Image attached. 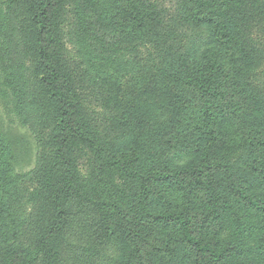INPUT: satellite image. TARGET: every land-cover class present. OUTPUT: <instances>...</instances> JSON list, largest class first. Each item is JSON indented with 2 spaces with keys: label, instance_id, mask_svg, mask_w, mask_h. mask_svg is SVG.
Segmentation results:
<instances>
[{
  "label": "rangeland",
  "instance_id": "obj_1",
  "mask_svg": "<svg viewBox=\"0 0 264 264\" xmlns=\"http://www.w3.org/2000/svg\"><path fill=\"white\" fill-rule=\"evenodd\" d=\"M37 1L0 0V134L17 174L0 184V264H264V137L254 119L264 0H223L244 44L202 50L215 99L188 82L191 0ZM205 110L214 153L198 164L179 153L167 171L162 153ZM60 141L72 148L65 160ZM66 163L75 180L63 221L50 191ZM160 172L170 181L154 186ZM139 193L157 196L154 211L140 209ZM200 227L202 244L226 238L213 254L195 247Z\"/></svg>",
  "mask_w": 264,
  "mask_h": 264
},
{
  "label": "trees",
  "instance_id": "obj_2",
  "mask_svg": "<svg viewBox=\"0 0 264 264\" xmlns=\"http://www.w3.org/2000/svg\"><path fill=\"white\" fill-rule=\"evenodd\" d=\"M49 0H39L37 1L36 5L39 7L46 6ZM193 3V8L195 9V13H191V18L189 19L191 32L189 37H191L192 46H191V53L194 58V63L196 64L195 67L186 68L191 73H188L189 80L188 82L191 84V87L195 91H200L204 94V98L206 99H215L217 97V93L214 95L211 94L210 88L212 87V77L210 73V65L203 64L204 55L205 53L202 52L204 47H207L210 44L213 46L223 47L226 44L238 43L239 46H243V42L240 38V31L238 30L237 23H235L234 13L228 5L221 0L219 3L212 0H191ZM217 5V6H216ZM217 7V8H214ZM41 26L44 25L43 21H39ZM239 39V40H238ZM199 59V60H198ZM210 62V61H208ZM203 64V65H202ZM49 94H57L54 90L53 84L50 83L49 87ZM57 97L60 99L62 98L61 94H57ZM258 101L257 104V115H254L259 120V126L262 128L263 132L258 136V138L264 137V82L261 84L260 89L257 91ZM205 99V100H206ZM208 102V101H207ZM203 106H207L208 108L212 109L214 103L211 101ZM222 110V107H220ZM205 110L203 115H200V123L199 126L195 128L194 131L191 132L189 137L186 140H181L180 142H176L174 145L169 146V150H167L165 156L166 165L165 168L167 171H172L175 168H178L180 165H176L178 161L181 162V157L178 155H184L188 157L189 160L195 162H199L200 160H206L214 153L215 150H212L210 143L208 142V134L211 131L210 123L208 125L209 117L206 115ZM205 126H202V125ZM63 128H70L69 126H64ZM255 138V144H260L261 141H258L257 136H252ZM68 139V138H66ZM63 141V140H62ZM60 141L57 145V149L55 155L57 157H61L65 160L67 158L69 152H72V148L70 146L67 147V143L63 144ZM253 141V143H254ZM218 149H216L217 152ZM164 158V159H165ZM13 151L10 147L6 138L0 134V184L4 183L5 187H8L9 183L6 185V180H10V183L13 184L14 180L17 178V174L12 172V165H13ZM179 162V163H180ZM66 169L64 173L60 175V178L55 186L50 191V198L53 200L55 209H57L58 213L62 216L63 221L66 220V211L65 207L62 203V199L64 198L67 201V196L71 198V193L69 189H72L74 186V178H75V168H73L69 163H66ZM168 173V172H167ZM139 182L141 178V174L138 175ZM170 179L166 173H159V179L154 177L152 183H155L154 186L157 185H166L168 184ZM74 199V197L72 196ZM157 196L145 195L139 193V203L138 206L141 210L146 211L149 214L150 211H154L155 208L158 206L156 203L158 202ZM3 203L0 204V239L3 240L6 238V233H4V228L8 227V223L4 222L5 219V208H3ZM107 206L113 209V213L118 215L120 218H124L127 221H131L132 217L129 213H125L123 209L117 205H114L110 202H107ZM90 213V212H89ZM223 213V212H222ZM77 215H83L82 213H77ZM147 215L140 216L141 220H143ZM61 219V220H62ZM261 227L260 230H264V215L261 217ZM113 229V232L117 231V228ZM216 231V230H215ZM260 231V232H261ZM49 232V231H48ZM207 233V228L200 227L193 230V240L195 247L199 248V250H206L210 253H214V249H218L222 243L226 240V238L222 239V237H218V240L215 243L206 242L202 244L201 240H209L208 238L205 239V235ZM243 237V236H242ZM123 238V237H122ZM200 239V240H199ZM120 240V239H119ZM122 240V239H121ZM264 240V233L262 235V239ZM260 240V241H261ZM51 247L53 248L54 245L51 241H49ZM204 246V247H202ZM217 247V248H216ZM50 252V250L48 251ZM46 252V256L48 254ZM50 264V263H48Z\"/></svg>",
  "mask_w": 264,
  "mask_h": 264
}]
</instances>
